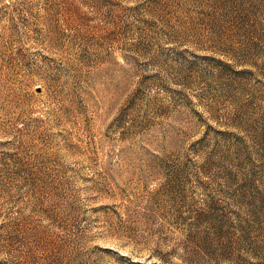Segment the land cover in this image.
Instances as JSON below:
<instances>
[{
    "label": "rangeland",
    "instance_id": "1",
    "mask_svg": "<svg viewBox=\"0 0 264 264\" xmlns=\"http://www.w3.org/2000/svg\"><path fill=\"white\" fill-rule=\"evenodd\" d=\"M0 264H264V0H0Z\"/></svg>",
    "mask_w": 264,
    "mask_h": 264
}]
</instances>
